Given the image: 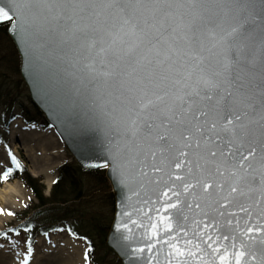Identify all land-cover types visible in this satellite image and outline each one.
Returning a JSON list of instances; mask_svg holds the SVG:
<instances>
[{
  "label": "snow or ice",
  "instance_id": "6c2138e0",
  "mask_svg": "<svg viewBox=\"0 0 264 264\" xmlns=\"http://www.w3.org/2000/svg\"><path fill=\"white\" fill-rule=\"evenodd\" d=\"M0 21L98 110L128 264H264V0H0Z\"/></svg>",
  "mask_w": 264,
  "mask_h": 264
},
{
  "label": "rangeland",
  "instance_id": "374dc122",
  "mask_svg": "<svg viewBox=\"0 0 264 264\" xmlns=\"http://www.w3.org/2000/svg\"><path fill=\"white\" fill-rule=\"evenodd\" d=\"M5 34H0L5 47L4 49L0 46V115L5 112L6 117L8 111L13 109L18 111L17 106L23 105L28 109L37 107L31 101L27 86L21 77L20 56L15 44L8 32L7 36ZM40 114L37 118L38 123L29 125L22 118H17L9 124L8 128L1 129L8 143L0 141V210H2L0 211V264H22L28 252L29 235L23 226L27 219L35 220L36 213L41 210L46 211L45 208L51 209L49 214L54 217L65 211L64 207L57 203L44 206L42 209L36 207L39 201L22 177L12 181H5L3 178L4 172L16 165L11 159L15 156L18 162L27 167L28 173L38 180L36 182L38 188L43 191L46 198H49L59 168L64 165L74 166V158L64 142L45 120L44 115L41 112ZM13 128L24 139L23 141H26V145L31 148L30 151H26L21 145L20 136L13 132ZM56 152H59V156ZM45 171L48 174H45ZM74 172L79 179L82 178L80 180L85 194L80 199L70 197L68 211L73 213L70 218L71 223H80L79 228L84 230L83 233L100 237L101 234L93 225H96V222L97 225L103 224L105 230L108 224L111 227L114 218L115 209L108 197L109 193H112L110 182L106 178L107 183H102L95 175ZM52 177V184H50L49 180ZM64 188L70 190L68 184ZM73 211L76 213L74 214ZM9 213L12 214L9 215ZM95 240L100 243V239ZM97 248L100 254H107L106 261L110 260L108 264L117 263L118 258L106 243L105 245L97 244ZM89 249L85 239L74 238L66 231L54 230L50 234L36 236L28 264H69L67 259L63 263L64 257L71 259L75 256L79 257L81 264H92L89 259H85V252H89ZM108 249L112 253L108 252ZM61 252H64V255H60Z\"/></svg>",
  "mask_w": 264,
  "mask_h": 264
},
{
  "label": "water",
  "instance_id": "95a60500",
  "mask_svg": "<svg viewBox=\"0 0 264 264\" xmlns=\"http://www.w3.org/2000/svg\"><path fill=\"white\" fill-rule=\"evenodd\" d=\"M4 23H8L7 32L20 56V74L33 104L54 128L82 169H106V178L115 199L114 218L106 245L121 264H128L127 257L123 255L125 242L116 229L117 222L121 220L122 202L127 192L119 186L111 167L103 166L108 158V142L98 110H94L89 101L73 88V82L62 77L61 67L56 62L36 58L23 40L12 31V22L0 21V24ZM144 223L147 224V220ZM131 226L136 231L135 225Z\"/></svg>",
  "mask_w": 264,
  "mask_h": 264
},
{
  "label": "trees",
  "instance_id": "16d2710c",
  "mask_svg": "<svg viewBox=\"0 0 264 264\" xmlns=\"http://www.w3.org/2000/svg\"><path fill=\"white\" fill-rule=\"evenodd\" d=\"M7 27L8 24H0V34H7ZM5 34V35H6ZM7 36V35H6ZM2 44V40L0 39V46L5 49V47ZM19 107L18 111L13 109L12 111H8V115L5 117V112L0 115V141L2 143L7 144L8 141L5 139L2 135L1 129H5L8 127L10 121H12L15 118H22L24 122L30 124V123H38L39 120H37L38 116L41 115L39 109L33 107V109H28L26 106ZM11 110V109H10ZM33 115V116H31ZM20 167L17 168L16 165L11 169L12 171L9 173V176L6 181H12L14 179H17L19 177H22L28 188L33 191L35 194V198L38 199L39 203L36 207L42 209L44 206H51L54 204H58L64 207V213H61L57 217L51 216L49 214V208H45L46 211L41 210L40 212L36 213V219H27V222L23 223L24 229L27 231L29 235V242H28V248L29 246L31 249H33L34 241L37 235L39 234H50L51 231L58 230L60 232L66 231L70 235H72L75 238H83L87 242L89 246V252L88 257L89 261L92 264H108L110 263V260L106 261L107 254H100L97 248L98 245H105L106 238L110 229V224H108L104 230L103 224L101 225H93L95 226L96 231L101 234V236L96 237L92 236L87 233H83L84 230L79 228L80 223L73 222L71 223L70 218L73 213L69 212V206L70 203V197H78L79 199L85 194L84 186L81 183L82 178H78V175L75 174L74 171L79 172V174H88V175H95L99 178V180L102 181V183H107L106 180V169L100 168V169H82L78 164L74 163V166L72 167L67 165L61 166L58 171V176L54 182L52 193L49 196V198H46L43 194V191L38 188L36 182L38 180L36 178H33L27 171V167L23 165L21 162H19ZM68 184L70 190H66L64 187ZM111 199V202L113 204V207L115 209V199L112 193H109L108 196ZM47 203V204H46ZM51 203V204H50ZM50 204V205H49ZM67 205V208H66ZM115 211V210H114ZM74 212V211H73ZM76 211L74 212V214ZM113 220V219H112ZM70 230V231H69ZM95 239H100V243L96 241ZM97 243V244H96ZM108 252L112 253L109 249ZM114 258V256H113ZM116 259V258H115ZM120 264L119 260L117 259V263Z\"/></svg>",
  "mask_w": 264,
  "mask_h": 264
},
{
  "label": "bare ground",
  "instance_id": "6f19581e",
  "mask_svg": "<svg viewBox=\"0 0 264 264\" xmlns=\"http://www.w3.org/2000/svg\"><path fill=\"white\" fill-rule=\"evenodd\" d=\"M13 132L16 134V135H19L17 132H16V130L13 128ZM20 136V135H19ZM21 140H22V142H23V146H24V148H25V150L26 151H30L31 150V148L30 147H28V145H26V141L24 142L23 140V138L20 136L19 137ZM56 154H58V156H59V152H56ZM45 174H48V172H46L45 171ZM52 180H53V177H52V179L51 180H49L50 181V184H52ZM10 193V192H9ZM60 255H64V252H61L60 253ZM66 259H67V262H69V264H81L80 262H81V260L79 259V257H77V256H75V257H72L71 259H69V258H65L64 257V260H63V263H65V261H66Z\"/></svg>",
  "mask_w": 264,
  "mask_h": 264
}]
</instances>
